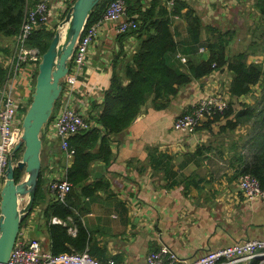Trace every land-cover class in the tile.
Masks as SVG:
<instances>
[{
	"label": "crops",
	"instance_id": "crops-1",
	"mask_svg": "<svg viewBox=\"0 0 264 264\" xmlns=\"http://www.w3.org/2000/svg\"><path fill=\"white\" fill-rule=\"evenodd\" d=\"M170 1L175 3L161 0L171 7ZM182 1L188 5L182 13L193 8L205 25L234 31L227 54L232 57L239 53L233 47L238 37L235 30L243 29L240 23H252L245 9L252 7L250 12H253L255 0ZM60 3L63 2L56 0L53 4ZM62 13L49 18L50 28H56ZM118 24V21L101 24L89 47L82 73L76 79L72 103L87 118H91L96 113V105L104 101L114 73L123 78L125 67L132 61L141 41L137 34L118 33ZM172 29L178 45L174 52L167 54L170 66L186 71L187 60L210 58L207 39L214 41L215 34L204 29L200 42L191 44L187 21L177 14L172 16ZM249 29L250 24L247 28L250 33ZM244 51L250 52L249 49L240 52ZM249 59L262 60L253 54ZM37 72L38 65L28 64L15 82L14 95L21 110L30 101ZM231 77L223 67L201 79H192L163 106H155L151 99L128 128L110 136L111 156L108 161L104 157L97 158L86 181L90 187L97 182L103 187L85 195L83 187L79 186L73 193L74 217L88 231L86 248L91 255L102 261L113 259L115 264H144L148 253L162 245L170 247L181 258L194 259L220 247L264 239V200L248 199L238 184L241 168L251 162L256 130L251 121L238 123L235 128L228 125L230 120H235L238 111L252 104L244 102L242 108L235 107L237 100L249 95L233 100L230 116L220 115L212 123L205 120L195 133L174 128L176 117L189 111L198 100L212 93L229 95ZM69 87L72 83L65 82L56 112L66 104ZM90 121L95 123L92 118ZM104 135L105 130L95 145L96 151ZM42 140L44 184L21 229L28 238L38 240L41 249L47 252L53 248L50 224L68 228L78 225L74 217H69L68 221L57 217L65 222L63 224L52 222L56 215L51 219L45 216L57 201L50 184L66 178L74 157L66 159L51 128L43 133ZM76 233L70 234L75 236Z\"/></svg>",
	"mask_w": 264,
	"mask_h": 264
},
{
	"label": "trees",
	"instance_id": "trees-1",
	"mask_svg": "<svg viewBox=\"0 0 264 264\" xmlns=\"http://www.w3.org/2000/svg\"><path fill=\"white\" fill-rule=\"evenodd\" d=\"M39 1L41 0H0V89L5 86L9 78L5 61L12 55L14 38L20 30L28 7ZM111 1L99 2L88 25L102 17ZM174 2L169 7L161 0H147L146 3L144 0H126L128 15L138 20V28L128 33L137 34L141 40L140 44L132 56V61L126 65L123 78L116 72L111 78L109 87L105 90L104 101L96 105V113L91 115L95 123L89 129L70 137V145L75 153L66 179L72 183V188L66 196V201L57 200L50 206V212L45 213L46 218L51 219L56 215L68 221L69 217L75 216L72 209L74 188L82 186L84 194L90 195L103 187L101 182H97L94 187L86 185L92 163L99 157H104L108 161V157L111 156L108 145L110 136L128 128L139 115L142 107L151 99L155 106H163L169 101L170 96L177 95L180 88L186 86L192 79H201L215 71L223 70V67H226L232 76L229 84V107L224 112V117L233 113L234 99L252 94L256 86H262L264 91V59L250 61L251 54L248 51L229 57L227 48L233 40L234 31H221L212 25H205L195 9L189 7L185 13H182L183 9L188 7L186 2L182 0H174ZM175 14L186 19L191 44L200 42L204 29L208 33L215 34L216 37L214 41L207 39L210 58L187 60L186 71L173 68L166 58L167 54L174 52L178 45L172 29V16ZM252 14L254 20L249 29L252 36L251 44L259 45L264 51V0H255ZM53 35L54 31L48 24H41L29 38L28 45L39 48L43 54ZM220 115L209 118V123L218 120ZM250 121L253 122V128L256 130V137L252 142V159L241 168L239 174L254 175L264 189V93L255 104H246L242 110L238 111L235 114V120H230L228 125L230 128H235L238 123ZM103 130L105 135L100 149L96 151L94 148ZM16 156L19 157L20 153ZM43 171L42 167L35 203L43 188ZM22 174V171L16 170L17 181ZM75 220L78 225L75 236L68 232L67 225L50 224L49 230L53 239L52 253L83 251L86 248L88 231L77 218ZM248 264H261V261L254 259Z\"/></svg>",
	"mask_w": 264,
	"mask_h": 264
},
{
	"label": "built area",
	"instance_id": "built-area-1",
	"mask_svg": "<svg viewBox=\"0 0 264 264\" xmlns=\"http://www.w3.org/2000/svg\"><path fill=\"white\" fill-rule=\"evenodd\" d=\"M55 1L41 0L28 7L20 30L14 38L12 55L5 61L9 78L5 86L0 89V99L2 100L0 106V209L4 173L9 158L12 157L11 152L20 139L22 119L29 104L28 102L23 110L19 108L18 99L14 95L17 88L15 82L23 74V70L28 64L38 65L42 57L40 49L29 46L28 42L37 27L41 24L49 25V18L56 12L53 4ZM60 1L65 3V10L62 14L65 15L70 2L68 0ZM169 4L172 6L173 1H170ZM126 8V0H112L105 8L101 18L86 26L77 44L71 69L65 81L72 83V87L67 90L68 100L61 109L55 112L48 125L52 129L54 137L58 138L66 159H72L75 153L74 148L70 145V137L89 129L93 124L72 103L76 90V79L82 73L89 47L104 21H118L117 32L121 34L138 28V20L129 16ZM182 59L185 60V58ZM71 76L73 78H70ZM229 100L228 94H209L195 102L189 111L178 115L174 121V128L184 133H195L203 121L217 114L223 115L229 107ZM238 184L248 199L264 200V189L259 179L254 175L248 173L240 175ZM71 188L72 183L66 178L56 179L50 184V189L56 195V199L62 202L66 201V196ZM52 222L65 224L57 217H54ZM77 229L76 225L68 228L70 233H76ZM254 259H260L261 264H264V239L247 240L243 243L220 247L194 259L181 258L170 247L162 245L148 253L144 264H248ZM7 264H115V262L113 259L100 260L91 255L87 248L83 251L58 254L43 251L39 241L28 238L25 231L20 228Z\"/></svg>",
	"mask_w": 264,
	"mask_h": 264
},
{
	"label": "water",
	"instance_id": "water-1",
	"mask_svg": "<svg viewBox=\"0 0 264 264\" xmlns=\"http://www.w3.org/2000/svg\"><path fill=\"white\" fill-rule=\"evenodd\" d=\"M100 1L74 0L38 63L21 123L22 133L11 152L2 182L0 264H7L22 222L35 204L42 170V135L56 112L77 44ZM17 169L23 172L19 181L15 177Z\"/></svg>",
	"mask_w": 264,
	"mask_h": 264
},
{
	"label": "rangeland",
	"instance_id": "rangeland-1",
	"mask_svg": "<svg viewBox=\"0 0 264 264\" xmlns=\"http://www.w3.org/2000/svg\"><path fill=\"white\" fill-rule=\"evenodd\" d=\"M74 1V0H73ZM72 1V2H73ZM71 2V3H72ZM70 3V4H71ZM252 9V7H248V8H246L245 9V14L247 15V16H249L250 18H249V20H251L252 21V23H253V12L251 11L250 12V10ZM64 10H65V3H60V4H58V5H56L55 6V11L56 12H54V15H56L57 13H60V12H64ZM63 14V13H62ZM239 17H242V14H240L239 15ZM57 19H58V17H57ZM56 19V20H57ZM61 20V19H60ZM60 20H59V22H60ZM58 22V23H59ZM252 23H250L249 21L248 22H243V23H240V25L241 24H243L244 25V27H243V29H241L240 27H238V29L237 30H235V33L237 34L238 33V37H236V41L234 42V50H235V52H240V51H243V50H246V49H249L250 50V52L249 53H251V55L253 54V57H257V56H259V57H261L262 58V60L264 59V51L262 50V48L259 46V45H257V44H251L252 43V36H251V34L247 31V28L249 27V24H251L252 25ZM237 24V23H236ZM58 25V24H57ZM57 25H56V27H57ZM234 26V25H233ZM52 31H54L55 32V30H56V28H55V26H52ZM232 52H233V50H232ZM256 59H258V58H256ZM261 60V61H262ZM34 87V86H33ZM33 87H32V89H33ZM264 93V91H263V89H262V86H256V88L254 89V92L251 94V95H249V96H246V97H244L243 99H241V100H237L236 101V103H235V107H240V108H242V106H243V103L244 102H247V103H252V104H250V105H253V104H255V102H256V100L262 95ZM43 164H45V160H44V157H43Z\"/></svg>",
	"mask_w": 264,
	"mask_h": 264
}]
</instances>
